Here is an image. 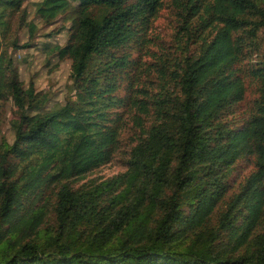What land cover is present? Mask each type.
Instances as JSON below:
<instances>
[{
    "label": "trees",
    "instance_id": "obj_1",
    "mask_svg": "<svg viewBox=\"0 0 264 264\" xmlns=\"http://www.w3.org/2000/svg\"><path fill=\"white\" fill-rule=\"evenodd\" d=\"M25 1L0 0V32ZM189 3L198 35L209 29L211 37L166 79L128 171L91 187L72 182L112 160L120 133L111 113L128 101L117 95L132 62L128 48L163 0L36 4L49 25L70 14V38L54 46L72 60L74 96L63 104L49 106L47 94L25 86L0 40V105L11 99L18 116L14 142L0 141V264H264V232H256L264 216V61L252 73L260 84L254 113L240 126L225 119L245 96L237 65L264 29V0ZM140 106L149 116L148 103ZM250 155L256 170L218 228L206 229L225 196L223 181ZM123 180L127 187L115 193ZM53 185L56 218L45 228L39 202ZM221 230L233 238L228 249L216 248Z\"/></svg>",
    "mask_w": 264,
    "mask_h": 264
},
{
    "label": "rangeland",
    "instance_id": "obj_2",
    "mask_svg": "<svg viewBox=\"0 0 264 264\" xmlns=\"http://www.w3.org/2000/svg\"><path fill=\"white\" fill-rule=\"evenodd\" d=\"M39 1L41 0H26L22 10L12 15L7 29L0 32L1 51L5 53L7 63L8 59H13L25 86L33 84L37 91L47 94L51 99L49 106H52L63 104L74 96L70 76L72 60L68 57L61 59L54 51L55 45L67 44L71 34V22L67 20L70 14L59 17L57 22L51 25L41 21L36 14V4ZM201 13L203 14V11ZM198 21V16L190 8L189 0H163L158 15L151 19L149 27L141 31L132 47L128 48L131 66L122 75L117 91L118 96L128 101L125 106L115 108L111 113L115 120L113 124L119 126L120 133L113 158L106 165L74 180L73 187L78 189L98 185L103 181L121 177L128 171L131 150L150 128L154 117L151 115L154 108L152 103L163 91L166 79L170 81L171 71L180 60L197 51L201 37L209 38L212 35V30L209 29L198 35L201 29ZM30 23L35 25L32 34ZM257 36L256 42L250 43L248 40L246 55L237 65L246 92L243 100L225 113V119L230 126H240L244 120L251 117L260 97L259 81L252 73L264 61V29L260 30ZM255 46L256 48H253ZM145 102L151 109L149 116L141 110L140 105ZM17 118V108L12 100L3 101L0 105V141H8L10 144L14 142L11 122ZM255 170L253 155L237 161L232 173L223 181L225 196L208 217L206 229L218 228L222 213L228 209L235 194L239 193ZM126 187V181L123 180L115 193L123 191ZM55 190V185L49 187L39 202L45 204L48 214L43 225L45 228L52 227L55 223ZM256 232H264V216ZM232 245L230 232L221 230L216 248L228 249Z\"/></svg>",
    "mask_w": 264,
    "mask_h": 264
}]
</instances>
